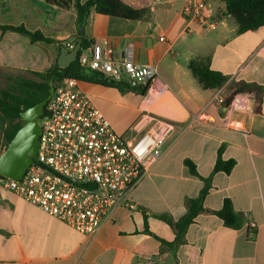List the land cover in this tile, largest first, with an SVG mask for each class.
<instances>
[{
  "label": "crops",
  "instance_id": "1",
  "mask_svg": "<svg viewBox=\"0 0 264 264\" xmlns=\"http://www.w3.org/2000/svg\"><path fill=\"white\" fill-rule=\"evenodd\" d=\"M123 1L147 9L146 18L132 21L92 12L83 38L107 39L118 58L132 45L138 64L157 67L165 89L158 99L164 98L170 108L154 110L156 102L148 104L140 92L100 82H82V87L106 118L107 112L115 113L114 106L133 112L123 130L130 134L122 135L130 136L147 114L173 121L176 132L165 144L161 161L132 193L136 209H118L114 222L103 225L94 238L49 217L0 184V264H264V99L262 114L253 112L248 95L236 96L229 108L214 100L218 91L225 99L240 82L264 87V26L239 34L222 1L204 0L217 28L184 34L186 0ZM74 3L64 9L46 0H0L1 25H23L52 40L32 43L21 34L0 30V70L45 72L57 64L62 48L71 52L67 45L79 42ZM193 57H209L212 69L228 78L226 84L216 91L203 90L188 69ZM246 99V108L237 105ZM220 148L225 161L235 162L234 168L230 174L213 175L205 211L179 244L173 229L158 216L179 220L186 214V200L198 197L204 182L184 161L191 160L198 174L209 178ZM225 199L238 217L234 226L212 213ZM251 221L254 230L248 228Z\"/></svg>",
  "mask_w": 264,
  "mask_h": 264
},
{
  "label": "built area",
  "instance_id": "2",
  "mask_svg": "<svg viewBox=\"0 0 264 264\" xmlns=\"http://www.w3.org/2000/svg\"><path fill=\"white\" fill-rule=\"evenodd\" d=\"M182 16L184 34L217 28L204 0H186ZM160 41L165 42V37ZM67 47L73 50L75 45ZM76 61L80 69L107 83L145 89L148 104L165 91L157 67L138 64L132 45L118 58L109 41L102 39L81 48ZM214 100L224 105L220 91ZM248 102L240 100L237 105L246 108ZM39 121V149L33 163L20 180L2 176L0 184L88 238L113 223L118 209H136L132 193L161 161L165 144L176 132L173 121L147 114L130 136L118 133L76 78H65L55 86ZM146 125L151 129L145 131ZM248 228L254 230L256 224L251 221Z\"/></svg>",
  "mask_w": 264,
  "mask_h": 264
},
{
  "label": "trees",
  "instance_id": "3",
  "mask_svg": "<svg viewBox=\"0 0 264 264\" xmlns=\"http://www.w3.org/2000/svg\"><path fill=\"white\" fill-rule=\"evenodd\" d=\"M225 4V15L233 18L238 25V33L243 34L247 31L256 30L264 26V0H220ZM49 5H56L62 8H69L72 0H46ZM74 8L77 13V25L79 28V41L82 40V49L94 43L83 38V30L92 12L114 17L123 20L138 21L146 18L147 9H138L126 4L123 0H88L82 2L75 0ZM3 32H15L28 37L32 43L45 42L52 43V40L44 37L40 32H32L25 26L1 25ZM188 69L203 90L216 91L221 89L228 78L211 67L209 57H193L188 62ZM33 78L23 75H6L8 79L5 88L0 87V154L8 146L16 132L22 127L21 112L33 107L37 103L46 100L49 96L50 83L57 86L65 78H76L81 82L95 83L100 82L104 85L116 86L120 90H133L145 96L146 90L131 89L126 84H111L103 81L97 75L87 73L79 68L77 61L68 68H60L57 64L53 65L45 72H32ZM238 95H248L253 100V112L262 114L264 99V87L253 83L240 82L234 85L231 93L225 98L224 106L229 108ZM45 112V109H44ZM223 148L217 153L212 175L209 178L201 177L196 169V165L189 159L184 161L189 172L204 182V187L196 198L186 200V214L179 220H174L169 215L163 214L158 218L167 223L176 235V242H184L188 227L195 221L196 217L205 211L204 200L212 186V177L218 172L230 174L235 162L225 161L222 157ZM2 176L0 175V178ZM219 217L226 225L234 226L237 224V215L229 199H225L219 211L212 212ZM147 217L145 216V223ZM146 232L150 231L146 224Z\"/></svg>",
  "mask_w": 264,
  "mask_h": 264
},
{
  "label": "water",
  "instance_id": "4",
  "mask_svg": "<svg viewBox=\"0 0 264 264\" xmlns=\"http://www.w3.org/2000/svg\"><path fill=\"white\" fill-rule=\"evenodd\" d=\"M81 48L82 40L78 42L71 52L66 48H62L57 65L63 69L68 68L76 62ZM54 89V83L51 82L47 99L21 112L20 116L23 125L0 154L1 176L20 180L33 163L39 149V137L41 133L39 120L43 116L46 104L52 97Z\"/></svg>",
  "mask_w": 264,
  "mask_h": 264
},
{
  "label": "rangeland",
  "instance_id": "5",
  "mask_svg": "<svg viewBox=\"0 0 264 264\" xmlns=\"http://www.w3.org/2000/svg\"><path fill=\"white\" fill-rule=\"evenodd\" d=\"M9 74L23 75L25 77H30V78L34 77L31 71L0 70V87L1 88H5L7 86L8 79L6 78L7 77L6 75H9ZM158 106H165V107L170 108V104L164 98L157 99L155 106L152 109L156 110L155 107H158ZM114 109H115V113L107 112L106 116L108 120L111 122L112 126H114L116 131H118L121 134L129 135L130 133H125L127 130L125 132H123V130L127 128L126 126L127 123H129L133 119V115H134L133 112L131 110H127L125 107H120V106H114ZM114 109H112V111Z\"/></svg>",
  "mask_w": 264,
  "mask_h": 264
}]
</instances>
